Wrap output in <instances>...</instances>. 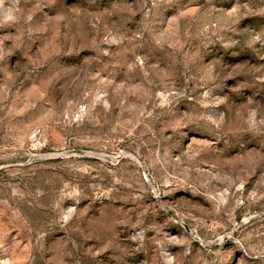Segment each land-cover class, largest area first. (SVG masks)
<instances>
[{
	"label": "rangeland",
	"instance_id": "374dc122",
	"mask_svg": "<svg viewBox=\"0 0 264 264\" xmlns=\"http://www.w3.org/2000/svg\"><path fill=\"white\" fill-rule=\"evenodd\" d=\"M0 264H264V0H0Z\"/></svg>",
	"mask_w": 264,
	"mask_h": 264
}]
</instances>
